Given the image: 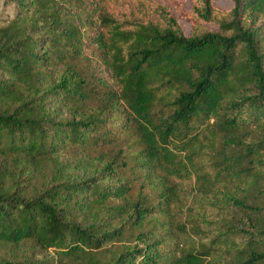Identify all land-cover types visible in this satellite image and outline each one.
Masks as SVG:
<instances>
[{
	"label": "trees",
	"instance_id": "1",
	"mask_svg": "<svg viewBox=\"0 0 264 264\" xmlns=\"http://www.w3.org/2000/svg\"><path fill=\"white\" fill-rule=\"evenodd\" d=\"M230 1L2 0L0 264H264V0Z\"/></svg>",
	"mask_w": 264,
	"mask_h": 264
},
{
	"label": "rangeland",
	"instance_id": "2",
	"mask_svg": "<svg viewBox=\"0 0 264 264\" xmlns=\"http://www.w3.org/2000/svg\"><path fill=\"white\" fill-rule=\"evenodd\" d=\"M157 2H160L162 4H167L170 8V11L177 17L180 15L182 10H189L192 3L191 0H156ZM214 4L224 8L228 9L231 7L232 2L230 0H214ZM14 14V8L12 6H4L2 3V0H0V24L6 21L8 18H10ZM183 30L188 33L190 30V24L187 23L184 20L179 21ZM210 27H212L210 25ZM92 62L95 65V70L98 75L105 77L108 79V72L106 71L105 67L103 64H101L96 58L92 57L91 58ZM75 152H71L69 154H62L61 158L62 159H72L74 156ZM193 205L195 206V202H193ZM198 204L196 205V208H198ZM181 216H186L185 210L183 209H177L176 213ZM178 215V216H179ZM179 216V217H180ZM210 219L216 218L218 216V212L216 208L212 206V209H210V212L208 214ZM181 218V217H180ZM13 253V249H11L10 246H2L0 247V255H5L7 257H11ZM16 255L20 258L22 257H34V258H40L42 255L48 256L52 255L50 252H45L42 250L40 247H36L34 249H31L28 244H23L21 245L17 251ZM222 261H228V256H225Z\"/></svg>",
	"mask_w": 264,
	"mask_h": 264
}]
</instances>
